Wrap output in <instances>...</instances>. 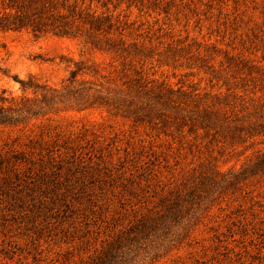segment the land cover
Here are the masks:
<instances>
[{
    "label": "rangeland",
    "instance_id": "rangeland-1",
    "mask_svg": "<svg viewBox=\"0 0 264 264\" xmlns=\"http://www.w3.org/2000/svg\"><path fill=\"white\" fill-rule=\"evenodd\" d=\"M98 10L130 54L0 30V264H78L176 200L168 238L139 264H264V131L230 138L107 101L142 77L171 93V116L201 102L264 127V0Z\"/></svg>",
    "mask_w": 264,
    "mask_h": 264
},
{
    "label": "trees",
    "instance_id": "trees-1",
    "mask_svg": "<svg viewBox=\"0 0 264 264\" xmlns=\"http://www.w3.org/2000/svg\"><path fill=\"white\" fill-rule=\"evenodd\" d=\"M108 0H0V30H30L36 35L51 33L64 37H83L93 47L117 55L130 54V45L123 38L118 22L105 10ZM119 33L120 36L116 35ZM84 67L72 70V82L80 73H86ZM142 77L128 78L124 84L126 91L121 90L107 101L118 109L133 114L136 118L158 119L164 115L173 118L174 122L187 124L191 129L201 127L229 136H242V133H261L264 127L258 120L248 125L242 122L243 115L234 111H222L209 105L195 102V109L188 111L183 108L169 115L161 108L171 103L170 92L156 85H150ZM150 96L141 100L142 95ZM179 102V98H176ZM174 100V101H176ZM264 111V103L260 104ZM258 112V106L254 107ZM259 126V128H258ZM261 127V128H260ZM263 127V128H262ZM261 163L264 164V157ZM178 200L174 201L170 213H156L145 216L115 238L106 241L100 249L88 255L78 264H139L143 256H156V244L168 238L172 224L179 209Z\"/></svg>",
    "mask_w": 264,
    "mask_h": 264
}]
</instances>
